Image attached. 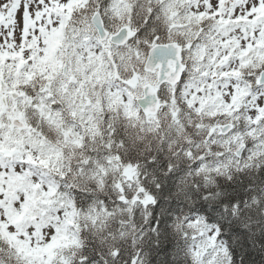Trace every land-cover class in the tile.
<instances>
[{
  "label": "snow or ice",
  "instance_id": "1",
  "mask_svg": "<svg viewBox=\"0 0 264 264\" xmlns=\"http://www.w3.org/2000/svg\"><path fill=\"white\" fill-rule=\"evenodd\" d=\"M0 264H264V0H0Z\"/></svg>",
  "mask_w": 264,
  "mask_h": 264
}]
</instances>
